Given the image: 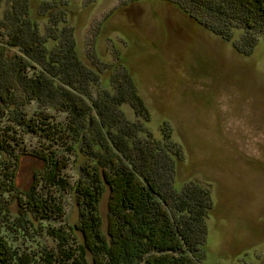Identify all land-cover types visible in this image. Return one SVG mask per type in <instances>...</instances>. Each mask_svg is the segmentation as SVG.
Returning a JSON list of instances; mask_svg holds the SVG:
<instances>
[{
  "label": "rangeland",
  "instance_id": "obj_1",
  "mask_svg": "<svg viewBox=\"0 0 264 264\" xmlns=\"http://www.w3.org/2000/svg\"><path fill=\"white\" fill-rule=\"evenodd\" d=\"M41 1L31 0L33 12ZM65 1L84 60H95L106 79L112 75V95H119L120 83L134 79L148 116L138 117L128 88L123 109L129 121L160 141L163 127L172 130L182 157L175 188L189 183L205 189L204 198L195 201L210 209L205 264H264L263 36L257 34V44L250 47L246 31H235L227 42L212 31L219 29L218 19L206 18L208 12L194 2H188L191 16L177 0ZM28 106L32 116L38 105ZM92 116L98 117V111ZM17 131L11 134L14 149L0 152V237L14 249L57 257L62 245L57 234L68 237L69 227L80 221L82 209L73 189L84 157L73 158L63 173L70 188L55 189L40 179L46 162L31 155L50 144L42 132ZM33 196L61 212L48 217L32 209ZM98 211L107 236L109 190ZM75 234L73 240L83 243L81 232ZM88 261L93 262L90 253Z\"/></svg>",
  "mask_w": 264,
  "mask_h": 264
},
{
  "label": "trees",
  "instance_id": "obj_2",
  "mask_svg": "<svg viewBox=\"0 0 264 264\" xmlns=\"http://www.w3.org/2000/svg\"><path fill=\"white\" fill-rule=\"evenodd\" d=\"M176 2L191 16L188 2L201 5L205 17L218 19L214 34L227 42L230 32L244 30L250 47L257 44V34L264 38V0ZM82 52L67 1L43 0L33 12L31 0H0V152L14 149L11 134L20 128L42 132L50 145L31 155L48 166L41 181L62 190L70 188L63 173L71 160L84 157L82 175L72 187L80 221L69 227L68 237L57 234L58 256L14 249L0 237V264H205L210 209L195 201L206 191L189 183L175 188L182 157L172 130L163 127L160 141L129 121L123 109L128 88L138 117L148 116L134 79L120 83L119 95H112V75L102 76L96 61L86 63ZM30 103L38 105L32 116L26 111ZM94 109L98 117L92 116ZM59 114L65 115L63 121ZM107 190L106 236L98 206ZM33 200L32 209L48 217L61 212L47 200ZM76 231L83 243L73 240Z\"/></svg>",
  "mask_w": 264,
  "mask_h": 264
}]
</instances>
